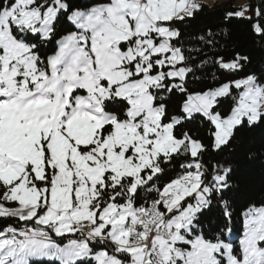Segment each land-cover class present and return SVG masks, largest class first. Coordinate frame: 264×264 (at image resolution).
Here are the masks:
<instances>
[{"label":"snow or ice","instance_id":"snow-or-ice-1","mask_svg":"<svg viewBox=\"0 0 264 264\" xmlns=\"http://www.w3.org/2000/svg\"><path fill=\"white\" fill-rule=\"evenodd\" d=\"M202 7L195 0H105L72 11L67 18L79 31L45 61L31 38L51 40L69 4L0 0V218L35 225L0 230V264L37 257L59 264H225L218 256L226 264H264V206L245 213L237 253L231 244L192 235L212 193L227 187L228 170L205 184L198 159L205 146L186 132L178 137L177 125L195 114L207 118L218 150L245 121L264 120V83L253 75L235 81L241 91L227 118L214 108L231 95L229 84L187 94L192 68L172 24ZM246 11L225 18H245ZM240 60L247 57L218 62L236 71ZM174 91L187 94L185 116L169 120L165 94ZM181 155L193 158L180 165L186 171L157 187L163 166ZM142 194L148 198L138 203ZM53 233L77 238L61 247Z\"/></svg>","mask_w":264,"mask_h":264},{"label":"trees","instance_id":"trees-1","mask_svg":"<svg viewBox=\"0 0 264 264\" xmlns=\"http://www.w3.org/2000/svg\"><path fill=\"white\" fill-rule=\"evenodd\" d=\"M66 2L70 11L59 17L52 39L41 43L34 37L31 38L32 42L37 43V51H41L40 55L44 58L55 52L57 39L73 30L67 22L70 12L88 10L105 0H66ZM200 5L203 7L192 17H186L183 21H175L172 24V27L178 29L181 34L174 43L184 51L185 65L192 68L186 80L187 94L214 90L249 75L255 76L258 82L264 83V32L255 31L256 25L264 29V0H246L248 18L233 16L226 19L227 12L236 11L231 2L215 3L212 6ZM257 9L262 13L260 16L255 14ZM240 57H247V60H240L241 67L236 71L223 69L218 62H233ZM230 89L231 95L220 98L214 108V112H219L223 118L231 113V109L235 106L233 97L241 91L233 86ZM187 94L178 91L165 94L167 119L184 117L181 110ZM185 132L205 146V150L198 157L203 166L205 184L211 185L214 175L228 170L227 187L212 193L210 207L198 214L194 232L208 241L225 239L227 236V239L234 243L242 231L243 213L251 207L264 206V120L253 125L245 121L234 130V135L228 144L218 150L213 148V125L202 115L195 114L191 119H184L180 125H177L175 134L178 137ZM190 161V156L181 155L164 165V172L156 181L157 187L162 188L184 173L186 169L181 168L180 165ZM148 195L151 198L156 196L155 193ZM147 198V195L142 194L138 203ZM226 212L228 215L225 214ZM34 226L32 222L19 221L16 218H0V230L8 227L22 229ZM66 239L70 238L63 237L62 241ZM92 247L94 250H100L103 245L95 244ZM30 264L59 263L32 259ZM84 264H93V262L85 261Z\"/></svg>","mask_w":264,"mask_h":264},{"label":"rangeland","instance_id":"rangeland-1","mask_svg":"<svg viewBox=\"0 0 264 264\" xmlns=\"http://www.w3.org/2000/svg\"><path fill=\"white\" fill-rule=\"evenodd\" d=\"M195 2L196 3H198V4H205V5H207V6H212L213 4H215V3H218V4H227V3H229V2H231L232 3V5L236 8V10H239V9H241V8H243V7H245L246 6V0H195ZM91 9V8H90ZM90 9H88V10H90ZM88 10H85V11H88ZM69 15V14H68ZM68 17V16H67ZM249 17V15H248V11H246L245 12V18H248ZM67 22H68V24L70 25V27H72L73 28V30H71V31H69L68 33H66L65 35H63L62 37H60L59 39H57L56 40V50H55V52L53 53V54H51L50 56H47V58H49V57H51V56H53V55H55L56 54V52H57V50H58V42L60 41V40H62L63 39V37H65L66 35H68V34H70V33H72V32H78L79 31V29H77L76 28V26L67 18ZM41 52V51H40ZM40 52H38L39 53V55H40ZM41 56V58L42 59H44L45 61L47 60V58H44L42 55H40ZM247 78V77H246ZM243 79H245V78H243ZM238 81V80H237ZM235 83V82H234ZM234 83H232V84H229L230 85V88H231V86H233L234 87ZM235 88V87H234ZM215 90V89H214ZM181 112H182V114H183V116H185V114L183 113V111L181 110ZM231 114V113H230ZM229 114V115H230ZM198 115H200V114H198ZM228 115V116H229ZM178 118H182V117H178ZM224 118H227V117H224ZM184 119H182V121H183ZM214 126H213V132H214ZM212 132V133H213ZM212 138H213V142H214V136L212 135ZM192 159L193 158H191V161H192ZM190 161V162H191ZM217 175V174H216ZM219 175H225V173H221V174H219ZM215 176V175H214ZM213 176V177H214ZM211 182L213 183V178L211 179ZM188 199H191V201L190 202H194L193 200H192V198H188ZM252 208V207H251ZM256 208H259V207H256ZM248 211V209L243 213V215H242V231H241V234H240V236L238 237V240L236 241V242H232V241H229L228 239H227V236H226V238L225 239H218V240H220V241H222V242H224V243H226V244H231L232 245V247H233V252L234 253H237L238 252V250H239V247H240V240L243 238V235H244V232H245V213ZM194 231H195V229H194ZM193 231V237L194 236H202V235H200L199 233L198 234H196L195 232ZM52 235V239L54 240V242L57 244V245H59V246H64L65 244H67L68 243V240L69 239H66L65 241H62V238L63 237H58V236H55V234L53 233V234H51ZM64 237H66V238H70V239H72V236H64ZM235 238H236V236H235ZM234 238V239H235ZM233 239V240H234ZM217 241V240H216ZM216 241H211V242H216ZM181 247H183L182 245H181ZM32 259H34V260H47V261H57L58 263H59V261L58 260H55V259H49V258H47V257H37V258H32ZM31 259V260H32ZM218 259H221V260H224L225 261V264H226V258H224V257H220V256H218Z\"/></svg>","mask_w":264,"mask_h":264}]
</instances>
